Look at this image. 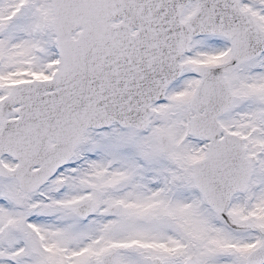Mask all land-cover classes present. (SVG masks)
<instances>
[{
  "label": "snow or ice",
  "instance_id": "6c2138e0",
  "mask_svg": "<svg viewBox=\"0 0 264 264\" xmlns=\"http://www.w3.org/2000/svg\"><path fill=\"white\" fill-rule=\"evenodd\" d=\"M0 264H264V0H0Z\"/></svg>",
  "mask_w": 264,
  "mask_h": 264
}]
</instances>
